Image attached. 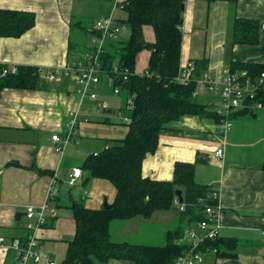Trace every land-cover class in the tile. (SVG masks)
<instances>
[{"label": "crops", "instance_id": "0c3cea01", "mask_svg": "<svg viewBox=\"0 0 264 264\" xmlns=\"http://www.w3.org/2000/svg\"><path fill=\"white\" fill-rule=\"evenodd\" d=\"M0 8L36 14L35 26L22 36H0V63L7 66L65 67L92 51L98 19L125 16L114 0H0ZM232 14L260 21L258 44L230 43ZM75 20L77 24H73ZM183 30L181 68L207 57L209 66L205 73L219 80L230 73L232 60L264 63V0H239L236 4L187 0ZM144 35L148 42L156 41L151 25H144ZM121 39L122 34L118 40ZM151 53L144 49L137 54L138 73L148 71ZM47 82V88L6 87L0 95V238H4L0 243V264H17L18 253L9 245L15 239H28L29 206L49 202L57 209V214L49 215L37 231L38 249L55 260L46 247L69 245L74 239L77 223L73 204L83 202L87 208L100 209L105 202L112 205L116 199V186L109 179L91 177L84 162L89 155L107 148L112 140L127 136L128 125L99 120L104 113L112 116L120 111L124 94L115 93L113 79L104 71L98 86L91 88L99 94L98 101L82 97L79 85L67 76ZM203 94L196 97L217 101L212 93ZM99 103L108 105L104 113L99 110ZM75 112L78 142L59 151L52 136L65 134ZM219 149L223 150L221 156L216 154ZM198 157L202 160L196 164V181L220 190V238L237 242L229 254L207 252L199 264H264V110L240 111L228 129L225 119L182 115L162 130L157 150L143 162V175L172 180L177 161L195 162ZM74 167H81L83 175L76 185L70 186L67 179ZM54 178L58 190L50 199ZM187 221L183 223L186 232L193 226ZM179 222L180 210H158L151 217L113 221L111 235L116 241L162 245L167 242L168 230ZM43 261L49 264L46 260L29 264ZM108 264L134 262L111 259Z\"/></svg>", "mask_w": 264, "mask_h": 264}, {"label": "trees", "instance_id": "16d2710c", "mask_svg": "<svg viewBox=\"0 0 264 264\" xmlns=\"http://www.w3.org/2000/svg\"><path fill=\"white\" fill-rule=\"evenodd\" d=\"M225 1L236 4L239 0ZM123 2L125 16L119 20L130 26L131 33L127 39L112 41L105 49L102 70L113 78V89L119 87L124 94V105L120 111L130 121L115 120L111 116H101L99 120L127 124L129 132L123 139L108 142L107 148L89 155L84 162L90 176L109 179L116 186L117 195L110 208H87L83 202L73 204L77 232L69 242L65 260L59 264H108L111 259H128L134 264H176L178 257L189 249L183 223L188 219L187 223L194 225L205 217V205L200 199L207 198L212 189V186L196 181V164L202 160L201 157L195 162L177 161L172 180L143 175V162L149 153L157 150L161 132L169 122L184 114L214 117L217 121L224 119L216 110V102L202 101L193 95L197 79L208 69L207 57L191 61L192 81L189 84L176 80L181 69L183 4L187 0ZM77 22L75 20L73 24ZM229 22L231 44L259 43L260 21L257 18L232 14ZM35 24L33 11L0 8V36L20 37ZM144 25L154 28L155 42L146 40ZM144 49L152 52L148 74L136 71L137 54ZM116 64L132 71L128 79L114 71ZM6 66L0 63V95L6 87L37 89L49 86L39 74L38 66L20 65L17 72L3 74ZM243 70L255 79L264 72V63L231 61L230 72ZM130 97L134 99L133 108L127 106ZM178 189L183 194L184 210H180L176 203L177 198L180 200L176 194ZM174 209L180 210V222L168 230L165 244H132L112 238L113 221H125L136 216L151 217L155 211ZM236 244V239L218 238L207 240L202 248L217 247L216 254L225 256L236 248Z\"/></svg>", "mask_w": 264, "mask_h": 264}, {"label": "built area", "instance_id": "2783aa9c", "mask_svg": "<svg viewBox=\"0 0 264 264\" xmlns=\"http://www.w3.org/2000/svg\"><path fill=\"white\" fill-rule=\"evenodd\" d=\"M114 1L116 7L124 8L123 0ZM123 28L124 24L113 15L98 19L95 22V29L98 31V35L93 38L94 45L91 52H87L83 59L71 62V64H68L65 67H39V74L47 81H56L63 76H67L79 85L78 89L82 97H89L94 101H98L99 94L96 91L91 90V88H96L100 83V73L103 71L102 56L105 53L108 41L118 40ZM192 69L193 63L189 62L180 69L176 80L184 84H189L192 81ZM17 70V65H9L4 68L3 74L10 72L15 73ZM114 71L122 74L125 80L128 79L132 72L129 68L124 66L119 67L117 64L114 67ZM144 74H148V71ZM114 91L115 93H121L119 87H115ZM204 92H210L217 98L216 110L218 114L222 115L225 119V128L228 129L233 125V118L231 116L234 113L240 111H254L257 109L264 110V72L255 79L249 77L247 70L234 73L230 72L226 77L219 80L204 73L197 79L193 95L198 97ZM127 106L128 108L134 107V99L132 97L128 99ZM98 107L99 110L104 113L108 105L105 103H99ZM111 115V117L118 118L123 122L130 121V118L125 116L121 111L113 112ZM101 116L106 117L108 115L107 113H104V115ZM77 124L78 114L75 112L73 113L72 120L70 121L65 134H53L52 138L56 141L59 151H63L68 145L73 143L76 144L78 142L76 139ZM216 154L221 156L223 150L219 149ZM82 175L83 169L81 167H74L68 176V184L70 186L76 185L82 178ZM57 190V179L54 178L49 188L50 199L55 196ZM200 201L205 205V217L199 222H196L188 230L186 240L189 244V249L178 257L176 264H199L204 261V256L207 252H218L217 247H208L205 250L202 246L207 240H217L220 238V218L223 214V206L220 203L219 188L212 187L209 196L207 198H201ZM176 203L180 205V210L185 209V205L183 202L180 203L178 198ZM56 214V207L49 202H45L39 207L29 206L27 208L26 216L28 222L26 226L30 231V235L25 241L15 239L9 245V248L14 249L18 253L17 264H29L31 262L39 263L42 260H46L49 264H57L51 256L43 254L38 249L37 241V231L46 223L49 215L55 216ZM3 242L4 238L1 237L0 243Z\"/></svg>", "mask_w": 264, "mask_h": 264}, {"label": "rangeland", "instance_id": "374dc122", "mask_svg": "<svg viewBox=\"0 0 264 264\" xmlns=\"http://www.w3.org/2000/svg\"><path fill=\"white\" fill-rule=\"evenodd\" d=\"M120 12V10H118ZM130 33H131V29H130V26L129 25H125L124 26V29L122 31V37L124 39H127L129 36H130ZM102 77L104 78V80H106V75H102ZM104 80H102L104 82ZM102 85V83H101ZM204 94H201L200 96L202 97ZM214 97H211V99H213ZM93 108H96V106H94ZM127 125V124H126ZM75 190L74 187H72V191ZM186 236H187V232H186ZM154 240V239H153ZM150 241V240H148ZM67 247H68V244L66 243H57V244H52L50 246L47 245V250L49 251H52L53 255H54V258H55V261L57 263H62L65 258H66V252H67ZM46 248H45V252H46ZM46 253H49V252H46ZM40 264H45V262L43 261L42 263Z\"/></svg>", "mask_w": 264, "mask_h": 264}, {"label": "water", "instance_id": "95a60500", "mask_svg": "<svg viewBox=\"0 0 264 264\" xmlns=\"http://www.w3.org/2000/svg\"><path fill=\"white\" fill-rule=\"evenodd\" d=\"M183 8L185 9V4H183ZM176 194L180 198L179 202L182 203L183 200H184L182 191L180 189H178L177 192H176ZM111 206H112L111 204H109L108 202H105V207L106 208H110Z\"/></svg>", "mask_w": 264, "mask_h": 264}]
</instances>
